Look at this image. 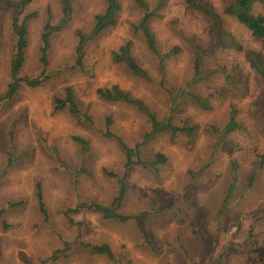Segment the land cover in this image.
I'll return each instance as SVG.
<instances>
[{"label": "rangeland", "instance_id": "374dc122", "mask_svg": "<svg viewBox=\"0 0 264 264\" xmlns=\"http://www.w3.org/2000/svg\"><path fill=\"white\" fill-rule=\"evenodd\" d=\"M18 1L0 3V97L11 82L17 41L11 18ZM116 1V23L93 35L107 1L73 0L69 19L50 37L47 80L36 87L22 83L0 102V264H264V37L223 12L233 0H196L201 11L184 0H143L154 11L145 25L157 48L173 51L159 74L138 29L143 8L134 0ZM255 10L264 14V5ZM31 14L19 72L29 78L42 71V29L61 22V0H32L19 19ZM79 32L86 39L80 69L74 66ZM126 41L149 78L112 60ZM197 55L199 78L193 81ZM113 84L142 100L158 120L169 113V89H184L171 123L194 127L192 134L172 139L169 130L160 131L139 148L142 160L153 161L158 152L164 163L125 168L122 147L102 135L106 116L130 147L151 129L135 106L96 94ZM67 88L91 122L67 106L55 107ZM189 93L211 95L210 108ZM231 111L242 128L227 132ZM76 137L86 141V152ZM121 181L125 194L116 213L133 218L121 222L78 208L110 207ZM37 185L46 215L38 207ZM96 242L109 244L115 259L82 245ZM58 249L63 254L51 258Z\"/></svg>", "mask_w": 264, "mask_h": 264}, {"label": "trees", "instance_id": "16d2710c", "mask_svg": "<svg viewBox=\"0 0 264 264\" xmlns=\"http://www.w3.org/2000/svg\"><path fill=\"white\" fill-rule=\"evenodd\" d=\"M3 0H0V3ZM32 0H19L16 3V7L13 11V15L11 18V25L12 28L16 34L17 41L15 45V50L13 54V58L11 61V82L8 85L7 92L0 97V102L4 100L10 99L15 92L17 91L18 87L24 83L25 85L29 87H36L41 85L47 78L49 77V73L47 72V53L50 48V37L52 33L59 31L61 26L67 22L71 15V3L73 0H61V6H62V19L61 22L57 25H52L51 23L47 22L42 29L41 33V46L39 49V61L42 65V71L41 73L33 78L29 77H20L19 72L22 67V64L24 62V50L27 45V28H26V21L29 17H32L33 15L25 16L22 20L19 19L20 14L22 13V10L25 5H27ZM107 1V7L105 11L102 14H98L95 17V24L92 28L91 34H97L103 31L104 29L113 26L116 23V14L120 10V6L117 3L116 0H106ZM135 3H137L141 8L144 10L143 14V21L140 27L138 29H141L142 35L145 39L146 45L149 49V51L156 57L158 62V72L159 74L163 73L164 68V60L171 55L173 51H166L162 53L156 45V42L154 40L153 34L150 32L149 28L145 25L146 21L151 17L152 14H154V11H148V7L146 6L145 2L143 0H134ZM164 0H159V4H162ZM187 7L193 9V10H203V7L201 4H199L196 0H184ZM257 5H264V0H233L230 4H228L227 7L224 8L223 12L225 14L231 15L236 18V20L242 24L246 29L249 30L251 35L254 37L262 38L264 37V14L257 12L255 10V6ZM144 24V25H143ZM78 41L75 48L76 52V59H75V67L81 68L83 66V46L85 42V36L81 34L80 32L77 33ZM131 41H126L122 46L119 48L118 52H112L111 57L114 62H124L126 66V70L128 73H130L133 76L136 77H147L148 73L144 68H142L132 57L131 55ZM174 51L178 52V48H174ZM201 54V53H199ZM202 55H197L194 61V67H195V76L192 77V80L195 81L199 77L197 76L199 66H200V59ZM149 78V76H148ZM160 85L163 86V82L160 83ZM184 89H169V95H170V107H169V113L164 116L162 119L158 120L156 115L149 110V108L145 105V103L138 99L133 98L128 92L123 91L117 84H113L112 86L108 88H101L98 87L96 89V94L107 101L110 102H125L127 104L135 106L139 111L147 114L151 129L149 132H146L143 135V138L140 142L135 144L133 147L127 146L123 140L113 133L111 130L112 120L110 116L105 117L104 121V130L102 132V135L107 138H112L116 140L119 145L122 147V149L125 152V168H128L132 165H140L142 167H156L157 165L164 163L166 161V156H164L162 153H156L155 160L153 161H145L139 158V148L140 146L144 145L149 138L152 137V135L156 134L157 132H162L165 130L170 131V137L173 139L178 133H184L188 136L192 134L194 131V127L190 126H176L171 123L172 120V114L178 110L179 102H177V97H183ZM191 98L203 109H209L210 103L209 100L211 98L210 96L202 97L200 95L196 94H190ZM57 109H61L65 106L68 107L69 111L73 114H76L77 116L81 117L83 120L91 122V117L86 114L80 112L78 109L75 101L74 96L71 88H67L66 91V98L64 100H56L55 104ZM264 116V111L263 114ZM241 124L236 120L235 118V112L231 111V114L229 116V119L225 125V130L227 132L235 131L241 129ZM75 140H77L82 148L83 151L86 152L88 146L85 140H83L80 137H76ZM133 155L136 156V160L133 159ZM263 161L260 162V166H262ZM119 192L117 196L113 199L111 202V210L110 207L103 206L101 204L96 203H90L85 204L81 203L78 205V208H86L90 210H95L97 212H100L103 214L104 218L106 219H116L118 221H126L129 218H133L132 215H122L116 213V210L120 207L121 201L125 194V184L124 182H120L119 184ZM37 192V200H38V207L40 212L43 215H46L44 203L42 200L41 190L40 187L36 186ZM3 211L0 210V214ZM145 242L148 246L152 247L151 241L145 237ZM83 246L87 247L92 254L96 255H105L107 258L114 260L115 257L112 253L111 248L108 244H88V243H82ZM59 254H63V250H55L52 253L51 258L56 259ZM129 264V263H128Z\"/></svg>", "mask_w": 264, "mask_h": 264}, {"label": "crops", "instance_id": "0c3cea01", "mask_svg": "<svg viewBox=\"0 0 264 264\" xmlns=\"http://www.w3.org/2000/svg\"><path fill=\"white\" fill-rule=\"evenodd\" d=\"M94 244H105V243H99V242H96V243H94ZM109 245V244H108ZM109 247L111 248V246L109 245ZM111 250H112V253H113V255H114V250L111 248ZM100 256H102V255H100ZM105 256V255H104ZM115 257V256H114ZM111 260V259H110Z\"/></svg>", "mask_w": 264, "mask_h": 264}]
</instances>
